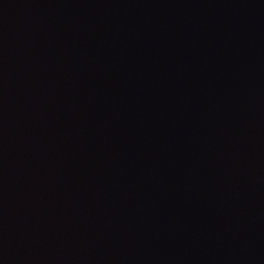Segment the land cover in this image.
<instances>
[{
	"label": "water",
	"instance_id": "water-1",
	"mask_svg": "<svg viewBox=\"0 0 264 264\" xmlns=\"http://www.w3.org/2000/svg\"><path fill=\"white\" fill-rule=\"evenodd\" d=\"M0 264H264V0H0Z\"/></svg>",
	"mask_w": 264,
	"mask_h": 264
}]
</instances>
